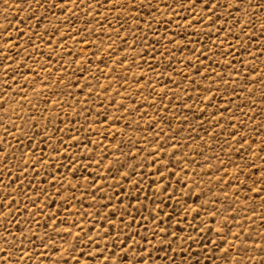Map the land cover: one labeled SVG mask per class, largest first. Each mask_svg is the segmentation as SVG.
Returning <instances> with one entry per match:
<instances>
[{
    "label": "rangeland",
    "instance_id": "obj_1",
    "mask_svg": "<svg viewBox=\"0 0 264 264\" xmlns=\"http://www.w3.org/2000/svg\"><path fill=\"white\" fill-rule=\"evenodd\" d=\"M54 2L60 4L63 0ZM113 2L126 7L112 8L106 0H83L89 7L73 9L75 22L63 23L67 8L64 12L56 8L48 11L38 8L36 0H0V26L12 24L8 33L0 27V34H11L9 44H19L7 51L11 59H4V40L0 38V203L10 204L17 199L21 205L20 215L8 217L13 221L12 233L19 237L20 228L25 232L31 229L36 235L47 232L56 239L53 229L61 234L68 229L72 236L67 237V243L57 239V244L64 249L75 244L77 251L71 255L81 264H103L104 256L109 257L111 264V253L114 251L119 257L124 249H131L130 257L138 259L143 255L151 264H169L173 258L174 264H209V257L211 264H226L223 250L228 249L230 260L251 264L241 257L238 248L264 243L258 235L264 234V192L255 197L249 187L260 185L251 179L246 181L248 187L237 190L233 179L235 165L229 161L242 163L233 149L243 146L247 153L241 152V156L251 163L252 152L264 140V125L256 128L262 121L258 113L264 112V49L258 47L264 44L260 31L264 11L255 7L260 0L251 7L245 0L240 11L227 6L236 0H210L209 9L204 8L205 0H195L194 8L190 0ZM181 3L188 7L181 8ZM217 3L221 6L215 8L213 19H221L212 24L207 13ZM98 4L102 6L99 9ZM89 11L91 15H85ZM253 11L255 17L251 15ZM230 12L232 18L225 22ZM42 14L50 23L37 22ZM201 16L205 17L203 22L194 23ZM117 18L121 24L127 21L123 30ZM237 19L241 23L237 24ZM249 19L254 20L256 27L240 32ZM54 27L59 31L53 35ZM117 30L121 37L127 35L126 44L116 38ZM32 32L36 35L31 36ZM169 38L173 43L168 42ZM109 51L113 53L111 59ZM114 60H123V64L114 65ZM5 64L12 67L9 77L4 75ZM253 67L255 72L251 71ZM45 77L47 87L42 80ZM109 84L111 87L105 92L104 87ZM206 96L211 97V103ZM241 121L245 127H241ZM53 129L57 131L53 133ZM45 134L51 137L50 141L42 142ZM61 139L64 144L60 153L52 151ZM41 153L42 163L33 170L31 165ZM4 156L8 159L4 160ZM257 156L255 165H264V152H257ZM70 160L74 162L66 168ZM117 161L125 167H119ZM220 161L228 175L217 182L216 177L222 175L217 171ZM161 174L164 180H158ZM256 175L259 177V173ZM93 179L95 187L91 186ZM239 179L245 180L246 174ZM30 185L36 186L35 193ZM7 192L12 196L5 201ZM41 192L35 207L20 194L34 197ZM213 212L215 219L210 215ZM31 213L36 215L29 223ZM7 227L9 224L0 215V235ZM160 229H166L169 235L163 236ZM77 232L80 241L74 239ZM105 232L109 235L105 236ZM236 235L240 241L249 236L252 239L241 245L235 242ZM89 237L93 243H87ZM37 251L43 252L42 246ZM80 251L87 255L80 256ZM100 251L104 256L99 261L88 259ZM253 254L244 253L248 257ZM63 255L68 257L67 252ZM56 259L53 254L52 260ZM36 261L33 256L31 264ZM68 264L75 261L70 259Z\"/></svg>",
    "mask_w": 264,
    "mask_h": 264
},
{
    "label": "snow or ice",
    "instance_id": "obj_2",
    "mask_svg": "<svg viewBox=\"0 0 264 264\" xmlns=\"http://www.w3.org/2000/svg\"><path fill=\"white\" fill-rule=\"evenodd\" d=\"M106 2L108 4H111L112 8H117V7H121V6L126 7V4L121 5V4L113 2V0H106ZM209 2H210V0H205V2H204V8L205 9H209ZM244 2H245V0H236V3L228 4L227 6L230 9H232L233 11H240V10H242V4ZM253 3H255V0H247V4L249 7H251ZM36 5L38 8L39 7L46 8L48 11H51V9L56 8L58 11L64 12L65 9L67 8L68 15L65 17L63 23H69V22L74 23L75 22V13H74L73 9L79 10L81 8L89 7V5L83 3V0H71L72 7H69V0H63V2L60 4H56L54 2V0H53V2H48V0H45V3H43V4L40 2V0H36ZM190 6L193 8L195 7V0H190ZM220 6L221 5L219 3H217V4L213 5V7L208 11L207 20L209 23L215 24L216 20L221 19L220 16H216L215 20L213 19V14L215 13V8L220 7ZM99 7H102V6L98 4L97 9H99ZM141 7L142 8L145 7L143 5V3H141ZM148 7H155V6L149 5ZM180 7L186 8L188 6L181 3ZM255 7L257 9H260L261 11H264V0H260L259 3H255ZM145 10H147V9H145ZM107 11L110 12L111 8L107 9ZM244 14L247 15L246 10H244ZM53 15H55V14L53 13ZM85 15H91V12L89 11V12L85 13ZM251 15H252V17H255L256 12L253 11ZM69 18H71V21L69 20ZM141 18H143V17L141 16ZM204 18H205L204 16H201L196 21H194V23H197V24L202 23ZM231 18H232V16H231V12H230L228 14L225 22H227V20H230ZM41 20L47 21L48 23H50V21H48L47 16H45L43 14L39 17L37 22L39 23V21H41ZM93 20H95V17H93ZM104 20L105 21L107 20V16L104 17ZM97 23L99 24V22H97ZM126 23H127V21L125 20L124 24H126ZM236 23L239 24V23H241V21L239 19H237ZM117 24L119 25L120 30H123L124 24L120 23L119 18H117ZM85 25H87V21H85ZM147 26L149 29H151V27H152L151 22H148ZM249 26H251L252 28L256 27V24H255L253 19H249L244 24V26L242 28H240V32H243L244 28L249 27ZM0 27H3L4 33H8V30H9V28L12 27V24H11V22H9V23H7L3 26H0ZM137 27H138V25H137ZM222 28H223V26L221 25V30H222ZM85 30H87V29L85 28ZM45 31H47V28H45ZM58 31H59V28L54 27L53 35L55 34V32H58ZM93 31H94V29H93ZM260 31H261V36H264V25H261ZM114 34L116 35L117 39L121 40L122 44H126L127 35L121 37L119 30L115 31ZM231 34H232V29L229 28L228 35H231ZM35 35H36V33L32 32L31 36H35ZM185 35H186V33H185ZM31 36L29 37V43H31ZM0 38H3V40H4V45H3L4 59H11V57H8L6 53L8 50L18 48L19 47L18 42L9 44V41L12 40L11 34H8V35L0 34ZM36 38L41 40V42H43L42 37L37 36ZM81 39H84V37L81 36ZM135 40H136V37L133 36V41L135 42ZM50 42L51 41L49 40V43ZM168 42L170 44L173 43V39L169 38ZM157 43H159V41H157ZM111 47H112L111 44H109V49H111ZM179 47H180V44L177 43V48H179ZM218 47H222V45H218ZM229 47L231 48V45H229ZM258 47H261L262 49H264V44L258 45ZM156 51L157 50L154 48L153 52H156ZM192 51H196V49H192ZM262 54H264V52H262ZM24 55L27 56L28 59H32L31 55H29L28 52H25ZM112 55H113V53L111 51H109L108 52L109 59L112 58ZM125 59H126V57H125ZM253 59H256L255 55H253ZM101 62L104 63L103 60ZM113 64L114 65L115 64H123V60H114ZM29 71H31L30 68H29ZM251 71L255 72L256 69L253 67L251 69ZM11 72H12V67L8 64H5L4 65V75L6 77H9V73H11ZM197 72H199L198 68H197ZM18 74L20 75L21 79L27 80V77H25L23 75V73H18ZM81 74H83V72ZM108 75L110 76L111 72H109ZM42 80H43L45 87H47V78L46 77L42 78ZM249 82H251V81H249ZM77 83H79V81H77ZM6 87H11V85H6ZM101 87H104V86L101 85ZM108 87H111V85L109 84L107 87H104L105 92L108 90ZM206 91H211V89H206ZM232 91L235 92L236 89L233 88ZM35 95L37 97H39V91H36ZM53 95H59V93H53ZM0 98H2V96H0ZM189 98H191V97H189ZM205 99L208 100L209 103H211V97L206 96ZM262 99H264V93H262ZM29 103L31 104L30 101H29ZM53 103H55V101ZM32 107L34 108L35 105H32ZM120 107H123V104H121ZM237 109L239 110V105H237ZM224 111H229V109L225 108ZM243 114L245 116L248 115L247 113H243ZM258 114H260L262 116L261 123L256 124V128L259 129L262 127V125H264V112H261ZM201 115H203V113H201ZM221 118H223V117L221 116ZM250 119H254V118L250 117ZM105 120H107V117H105ZM13 127H14V125H13ZM241 127H245V125L242 121H241ZM16 130L17 131H23V129H16ZM56 131H57V129H53V133H55ZM4 132H5V136L10 135L7 128L4 129ZM50 139H51V137L47 136V134H45V141H42V142L50 141ZM113 139H115V137H113ZM242 139H243V135H241V140ZM4 142L6 143L7 141H4ZM236 142L239 143V141H236ZM253 142L255 143V141H253ZM18 143H19V140H18ZM29 144H31L30 139H29ZM63 144H64V142L61 139L59 145L52 147V151L60 153L61 147L63 146ZM9 147H11V145H9ZM185 147H187V145H185ZM247 147L251 148V145H248ZM2 148H3V144L0 143V149H2ZM107 151H108L107 148H105L104 152L107 153ZM157 151H159V149H157ZM221 151H223V149H221ZM233 151L235 152L236 156L241 158V161H242L241 164H236L235 161H231V160L229 161L230 164L235 165V168H234L235 175L233 176V179L236 180V182H237V184H236L237 190H239L241 186L248 187L246 181L248 179H251L253 184L258 183L260 185V187L259 188L249 187V191L254 192L255 197H260L261 193L264 192V165L257 167L255 165V159L259 158L257 156V152H264V140H261L260 144L257 146V149L252 152V156L254 157V159L251 160V163H249V161L247 159H245L244 156H241V152L247 153L246 148H244L242 146L240 149H233ZM150 155H151V153H150ZM42 157H43V153H41V157L37 158L35 160V163L31 165L33 170H35V165H39L42 163ZM3 159L7 160L8 157L4 156ZM20 160L21 161L24 160L23 154L21 155ZM73 162L74 161L70 160L69 164L66 165L65 167L71 168V164ZM109 163L111 164L112 162L109 161ZM117 163L119 164V167H121V168L125 167L124 163H121L119 161H117ZM152 163L156 164L157 161L155 159H153ZM129 167H131V166H129ZM109 170L111 171V169H109ZM118 170L119 169H117V171ZM156 171L159 173L160 169L157 168ZM217 171L222 172V175L216 177L217 182L223 180L224 176L228 175V172L226 170H224V162L223 161H220L219 167H217ZM256 173H259V177H257ZM22 174H26V173H23V171H22ZM133 174H136L135 170H133ZM169 174H171V173H169ZM242 174H246L245 180L239 179L240 175H242ZM72 175L75 177V175H76L75 172H73ZM5 176H8L7 171H5ZM124 177H125V179H128V173L127 172L124 173ZM19 179H20V177L17 176V180H19ZM164 179H165V177L163 174L159 175L158 180H164ZM61 180H63V177H61ZM0 183H3V181H0ZM228 183L229 184L232 183V180H229ZM95 185H96V180L93 179L91 181V186L95 187ZM63 186H64L63 183H61V188ZM68 186L73 187L71 184H69ZM5 187H7V186H5ZM30 187L32 188V191L35 193L36 186L30 185ZM133 187H136L135 183L133 184ZM98 190L99 189H97V191ZM73 191H75L74 188H73ZM20 194L24 195V199L27 200L28 202L32 203L33 206L35 207V200L38 199L39 195H41L43 193L42 192L36 193L34 197H29L24 193H20ZM56 194L59 195V190H57ZM11 196H12V193L7 192V194L4 196L3 199L5 201H7V199ZM72 198L74 199L75 197L73 196ZM105 207H106V205H105ZM20 208H21L20 201L17 199H12L10 204L9 203H0V209H6L5 212H0V215H2L5 219V221L9 224V227L4 229V234L0 235V264H31L33 256L37 257L36 264H42V261H52V264H68V261L70 259H73L75 261V264H81V261L78 258H75L71 255L72 252L77 251V247L75 244L70 245L68 249H64L57 244V239L63 240L65 243H67V237L72 236L71 231L68 229H65L63 234H61L60 232L53 229V231L56 232V239L50 238L47 232H45L44 235H42V236L36 235L35 233L32 232L31 229H28L27 232H25L24 229L20 228L19 237H17L14 233H12L10 226L13 223V221L9 220L8 217L9 216L16 217V216L20 215L21 214ZM261 208H264V197H261ZM23 210L25 212H27L28 208L24 207ZM115 214H116L115 212L112 213V215H115ZM35 215H36V213L30 214L29 223H31V217H34ZM81 215L82 216H88L91 214L90 213H82ZM197 215H199V212H197ZM210 215H211L212 219H215V216H216L215 212L211 213ZM49 219H52V217H49ZM120 219H121V221H123V216H121ZM249 219H253V217H249ZM261 219H262V221H264V214H262ZM53 223H57V221L53 220ZM226 223H227V221L225 220V224ZM17 227L18 228L20 227L19 224H17ZM38 227H39V225H38ZM125 227H127V225H125ZM81 231H83V229H81ZM159 231L163 236L169 235V233L166 229H160ZM208 231H211V229L209 228ZM239 231L243 232L244 229L242 227H240ZM104 235L107 236V235H109V233L105 232ZM172 235L175 236V234H172ZM258 235H259L260 240L264 241V234H258ZM154 237H155V233H154ZM74 239L76 241L81 240L79 232L76 233ZM142 239L146 240L147 238L143 237ZM249 239H252V237L249 236V237H246L245 240L240 241L239 236L236 235L235 242H238L241 245H247V241ZM37 241L39 242L38 244H37ZM25 242H27V243H25ZM93 242H94V240L91 237H89L87 240V243H93ZM125 243H127V240H125ZM160 243H163V241H160ZM213 243H214V247H218V245H215V242H213ZM41 246L43 248V252L37 251V249ZM230 247H231V245H230ZM169 248H171V244H169ZM130 250L131 249L122 250L119 257H117L116 253L113 251L111 253V256L114 259L112 260L111 264H125V261H127L128 264H151V260L149 259L148 261H145V258L143 255H139L138 259H134L133 257H130L128 254ZM223 251H224V259L226 261V264H240L239 260L232 261L228 258V249H224ZM65 252L68 253L67 258H64V255H63ZM238 252L245 261H250L251 264H264V243H254L250 246L240 247V248H238ZM246 252H252L254 254L251 257H248V256L244 255V253H246ZM53 254L58 257V259H56L55 261L52 260ZM85 255H87V253L85 251H80V256H85ZM102 256H104L103 251L95 252V253L89 255L88 259H90V260L95 259V260L99 261V258ZM148 256H149V258L151 257L150 252L148 253ZM208 259H209V264H211V258L209 257ZM217 259H220V257H217ZM103 264H110L109 257L104 256ZM169 264H174V258H173V260L169 261Z\"/></svg>",
    "mask_w": 264,
    "mask_h": 264
}]
</instances>
